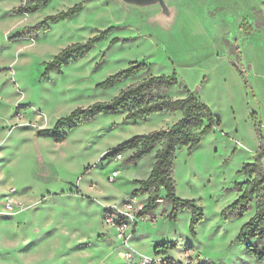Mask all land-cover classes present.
<instances>
[{
    "label": "rangeland",
    "instance_id": "374dc122",
    "mask_svg": "<svg viewBox=\"0 0 264 264\" xmlns=\"http://www.w3.org/2000/svg\"><path fill=\"white\" fill-rule=\"evenodd\" d=\"M37 0H0V264H126L122 242L105 225V209L134 202L135 181L145 180L155 152L132 163L133 151L105 159L117 145L171 128L179 113L126 121L125 114L99 116L67 132L60 143L41 130L77 108L111 101L122 89L149 76L175 74L166 95L194 94L219 125L191 152L181 148L173 166L175 194L199 206L204 218L190 233L191 213L166 220L170 205L159 201L137 225L129 247L154 257L153 243L174 244L167 257L179 261L187 246L216 264H264L236 240L255 208L242 218L223 212L239 197V171L264 154V0H167L140 10L120 0H51L31 14L14 9ZM83 3L76 16L46 31L17 33ZM85 58L45 74V63L70 45L110 30ZM146 74L108 90L97 85L133 63ZM187 90L188 93L185 91ZM264 173V158L261 160ZM114 183H109L112 173ZM15 203L13 210L6 206ZM259 248V247H258Z\"/></svg>",
    "mask_w": 264,
    "mask_h": 264
},
{
    "label": "trees",
    "instance_id": "16d2710c",
    "mask_svg": "<svg viewBox=\"0 0 264 264\" xmlns=\"http://www.w3.org/2000/svg\"><path fill=\"white\" fill-rule=\"evenodd\" d=\"M50 1L37 0L14 9V12L31 14L48 5ZM82 9L83 3L77 4L64 12L45 18L35 26L24 28L23 33H17L15 38L20 39L23 35L27 37L46 31L50 25L70 19ZM110 32L111 29L106 30L85 43L73 44L63 49L50 62L44 64L45 74L61 73L63 68L85 58L97 44L107 39ZM147 71L146 63H133L128 68L109 76L98 84L97 88L112 89L146 74ZM177 85L178 79L175 74L146 77L122 89L111 101L97 102L87 108L75 109L68 116L60 118L52 129L41 130L37 135L60 143L66 138L67 132L99 116L125 114L126 121H136L152 115L179 113L180 119L171 128L134 136L113 148L105 159H114L125 152L133 151L131 161L136 163L155 152L149 176L145 180L135 181L137 188L132 192L134 197L147 195V203L140 215H153L159 195L163 191V201L170 205L166 220L175 222L181 212L189 211L190 233L195 237V229L204 218L203 211L194 201L176 196L173 180L174 161L179 149L187 148L191 152L219 123L211 109L187 90L185 91L188 95L184 98L174 99L167 96L166 93ZM263 158L264 154L258 152L254 163L244 166L239 171L240 174L248 176V179L237 185L239 197L223 212L226 218H242L254 206V215L243 225L236 240L246 237L255 241V245H248L247 250L260 262H264V173L261 168ZM174 249H176L174 244L159 243L154 247V254L166 255Z\"/></svg>",
    "mask_w": 264,
    "mask_h": 264
},
{
    "label": "built area",
    "instance_id": "2783aa9c",
    "mask_svg": "<svg viewBox=\"0 0 264 264\" xmlns=\"http://www.w3.org/2000/svg\"><path fill=\"white\" fill-rule=\"evenodd\" d=\"M121 159V155L116 157ZM117 173L113 172L109 178V183H114ZM15 203L8 200L7 208L13 210ZM143 206L134 202L123 203L121 205L110 206L105 209L104 222L105 225L114 229L117 239L122 242V253L119 256L126 264H216L208 260L202 259L192 247L187 246L183 249V257L176 261L164 254H154V257L141 256L129 247V241L133 233H135L137 225L142 222L147 215H140Z\"/></svg>",
    "mask_w": 264,
    "mask_h": 264
},
{
    "label": "water",
    "instance_id": "95a60500",
    "mask_svg": "<svg viewBox=\"0 0 264 264\" xmlns=\"http://www.w3.org/2000/svg\"><path fill=\"white\" fill-rule=\"evenodd\" d=\"M123 4L140 10L160 8L163 16H169L170 9L166 5L167 0H120Z\"/></svg>",
    "mask_w": 264,
    "mask_h": 264
},
{
    "label": "crops",
    "instance_id": "0c3cea01",
    "mask_svg": "<svg viewBox=\"0 0 264 264\" xmlns=\"http://www.w3.org/2000/svg\"><path fill=\"white\" fill-rule=\"evenodd\" d=\"M151 169H152V167H151ZM151 169H149V171H148V173H147V177L149 176ZM147 177H146V178H147ZM146 178H145V179H146ZM157 244H159V243H156V244L153 243V253H154V247H155ZM165 244H166V243H165ZM169 252H170V251H169Z\"/></svg>",
    "mask_w": 264,
    "mask_h": 264
}]
</instances>
